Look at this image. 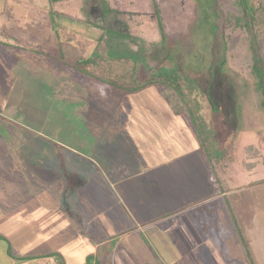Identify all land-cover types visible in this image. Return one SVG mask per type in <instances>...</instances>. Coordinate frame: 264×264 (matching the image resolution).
I'll return each instance as SVG.
<instances>
[{"label": "rangeland", "instance_id": "rangeland-1", "mask_svg": "<svg viewBox=\"0 0 264 264\" xmlns=\"http://www.w3.org/2000/svg\"><path fill=\"white\" fill-rule=\"evenodd\" d=\"M13 1L7 4L30 10L0 17V192L6 196L0 198V249L6 251L0 264L11 256L37 264H138L142 258L158 264L154 246L174 237L211 238L212 261L237 264L223 243L237 230L215 225V204L205 199L219 196L221 187L264 185V89L251 75L245 30L225 22L228 13H243L239 0ZM5 28L24 32L23 41L10 39ZM54 32L57 40L89 50L99 42L112 58L124 56L123 63L101 61L108 71L139 78L179 72L195 117L176 114L156 87L133 95L103 84L91 89L92 78L41 47L56 44ZM100 97L110 101L108 111ZM116 187L126 201L118 218L129 227L112 221V209L102 211L101 199ZM260 208L242 238L254 264H264ZM165 214L180 226H170ZM143 247L146 256L139 254Z\"/></svg>", "mask_w": 264, "mask_h": 264}, {"label": "trees", "instance_id": "trees-1", "mask_svg": "<svg viewBox=\"0 0 264 264\" xmlns=\"http://www.w3.org/2000/svg\"><path fill=\"white\" fill-rule=\"evenodd\" d=\"M239 3L242 5L243 13H228L225 16V22L226 25L230 26L232 29L241 28L245 30L248 48L250 49L247 60H249L251 64V75L255 80L260 82V85H262L264 89V0H256L252 3H249L247 0H239ZM4 31L13 41H23L21 36L24 32L13 31L11 28H5ZM28 33L29 32H26V37L29 36ZM218 34L222 36L219 31ZM56 35L57 34L54 32L53 36L56 44H43L41 47H43V50L45 47H50L53 50L51 54L52 58L54 55L55 58L66 63V65L73 70L72 72L92 78L93 84L90 85L91 89L96 91L98 85L103 84L106 85L104 88L108 87L110 90L114 89L117 94L133 95L145 88L156 87L159 89L158 94L165 99L176 114L180 116L189 114L195 117L193 108L185 97L186 93L183 88L185 85L183 84V80H181L182 77L179 75V72H163L161 74L148 76L147 78H139L138 75L136 77V73L133 75L130 74L131 76H129L127 71L117 70L116 67H111L112 69L108 71L105 67L100 65L101 61L108 59L109 63L110 60L119 61V63L122 61L123 63L122 58L124 56L112 58L113 56L111 57L108 55V49L104 50L100 48L99 42L95 44L92 50H89L84 44H80L82 42L72 43V41L57 40ZM52 38L51 34L43 37L45 42L51 41ZM101 39L103 38L101 37ZM223 39L224 38L221 37L222 43H224ZM223 47H225V44H223ZM36 54L46 55L44 52H38ZM119 100L120 99L115 100V108ZM100 104L104 106L106 110V106L110 108L111 105L107 98L102 97H100L98 101V105ZM100 111H102V108ZM191 124L196 128V132L201 131L200 127L197 125L196 119L192 118ZM201 143L203 144V142ZM204 146L208 148L207 144H204ZM248 147L251 146L249 145L247 148ZM207 161V165H213L210 159ZM210 167L214 169V166ZM213 175L217 179H220L219 171H214ZM223 189L224 188L221 187V191H224ZM230 194L231 203L228 198H225V202L227 204L228 214L233 220V225L237 233H233L231 239H229L231 245L229 253L232 258L244 264H254L253 256L249 249L246 248L247 245H244V239L242 238L245 228L248 226L251 227L252 225V219L256 213V209L262 207V204H264V185L262 183H257L242 186L240 189L232 191ZM241 244L245 246V249L242 248V251H239L238 247Z\"/></svg>", "mask_w": 264, "mask_h": 264}, {"label": "crops", "instance_id": "crops-1", "mask_svg": "<svg viewBox=\"0 0 264 264\" xmlns=\"http://www.w3.org/2000/svg\"><path fill=\"white\" fill-rule=\"evenodd\" d=\"M7 1L14 2L13 0H4V2L2 3V0H0V17H2L4 19H7L12 13H14V11L24 14L25 11L27 12V10H30L29 8H26V7L20 9L19 7H15L14 5L7 4ZM16 1L19 2V3L20 2L21 3L25 2V0H16ZM23 5H25V3ZM23 10H24V12H23ZM38 10H39V8H38ZM61 11L57 10L58 13H62ZM248 156H250V155H248ZM256 163L252 164L253 167L251 166L250 168L249 167L248 168L249 169H255L257 167ZM104 180L106 181V183H110L111 185H114V184L118 185L121 182L120 180H116L114 182V181H112L110 179L108 180V178H106V177H104ZM90 181H92V180H90ZM136 181H137L136 184L140 185L139 180H136ZM150 183H154V180H150ZM130 184H132V182ZM4 185L5 184H4V181L1 178V173H0V186L2 187ZM102 185H104V184H102ZM226 189H223L224 191H221L219 196L216 193H211L210 196L207 198V200L205 199V203H207V201H208L210 203H214L215 204V213L217 214V218H218V221L215 223V225H217V226L219 225V227L227 228L228 224H230L231 227L234 228L233 220L230 218V215L228 214V208H227V204L225 202V198H228V200L231 203V198L229 197V195H231L230 193L232 191H234V190H233V188H230L228 191H226ZM237 189H240V188H237ZM237 189H235V190H237ZM114 192L110 193L107 190L106 193H105L106 195L104 196V198L101 199L102 201L107 202L103 206L101 205L102 208H103L102 211L109 212V210L112 209V212L114 213V215H115V210H116V212L118 211L116 216L112 215L114 217V219L112 221H114L116 218H118V216L120 214L122 216V212H121L122 208L120 207V205L123 207L124 204L126 203L124 195L121 196V193L119 191V187L118 188L116 187V193H114ZM123 192H124V190H123ZM211 192H213V191H211ZM2 197L4 198L6 196L2 195L1 192H0V198H2ZM2 200H4V199H2ZM178 207H179V210H181L183 208V211L186 212V213L187 212H191L193 210V209H190V207H184V206H178ZM178 207H176V208H178ZM187 208H189V209H187ZM259 209H261V208H259ZM170 212H172V211H170ZM225 213L228 215V220H226ZM255 215H256V213H255ZM255 215H254V217L252 219L251 227L250 226L246 227L245 230H244V234L246 233L247 230L251 229L254 226ZM169 216H172V215L168 214V215L165 216L166 220L170 223L169 225L174 227V228H178L180 226V223H179L178 219L177 218L175 219V217H174L171 220L169 218ZM125 218H126V216L124 215L123 219H125ZM117 221H118V224L122 223V224L127 225L128 227L130 226L129 221L127 219L122 222L118 218ZM182 224H184L186 226V225L189 224V221L183 222ZM112 226H113L114 231H116V229H118V225H116V222H115V226H114V224H112ZM102 228H104V227H102ZM104 229L101 230V228H100L101 231H105L106 233L107 232L108 233L111 232V231H107V230H104ZM108 229H109V227H108ZM106 233H104V234H106ZM232 235H233V232L231 233L230 236L226 237L224 239V241H223L224 246H225L226 250H228V254H229L230 257H231V255L229 253V250L231 248V245L229 243V239H231ZM209 238H210V236H209ZM106 239H107V237L103 238V240H106ZM148 242H150V241H148ZM143 243H146V241L145 242L143 241ZM158 243H159V246H157V247L154 246V248L155 249L156 248L160 249L161 256L160 257L158 255L157 256H158L159 259H161L163 261V262L158 263V264H177V262H178V264H191V262H193L195 264H218L215 261H212V259H214L215 255L213 254V250H212V246H214V244H213L211 238H210V240L207 238V239H203L202 241L188 242L187 240L186 241H182V240L174 237L172 240L170 239L168 242H164V241L163 242H161V241L159 242V241H157V245H158ZM190 249H193L196 252L197 251L198 252L197 253H195L193 251L190 252ZM120 250H123V252H125V249H120ZM162 250H164V251L166 250L167 252L164 253V252H162ZM0 252H6V251H5V249H3V250L0 249ZM126 252H128V250H126ZM115 253H117V250H116ZM146 253H147V251H146V249L144 247H143V249L141 251H139L140 256L141 255H145L146 256L147 255ZM162 255L164 256V258L162 257ZM192 255H194L195 257L196 256H198V257L194 258ZM16 259H18L19 261L17 262ZM16 259H14L11 256V257L8 258V262L6 264H37L33 260H26L27 258H24V257L16 258ZM232 259L237 261V264H244L243 262H241V261H239V260H237L235 258H232ZM41 261H43L42 264H54L53 261L52 262L48 261L47 263L45 262L44 259L41 260ZM199 261H202V263H200ZM155 263H156V261L153 258H151L150 260H148L146 258H142L141 260L138 261V264H155Z\"/></svg>", "mask_w": 264, "mask_h": 264}]
</instances>
